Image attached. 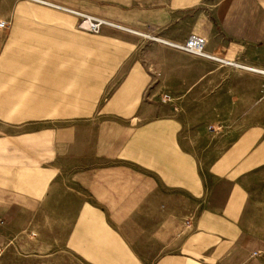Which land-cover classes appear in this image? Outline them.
Masks as SVG:
<instances>
[{"label":"crops","instance_id":"crops-1","mask_svg":"<svg viewBox=\"0 0 264 264\" xmlns=\"http://www.w3.org/2000/svg\"><path fill=\"white\" fill-rule=\"evenodd\" d=\"M38 1L128 31L85 33L64 11L0 0L8 264H264V135L204 119L240 114L244 81L264 76L139 35L199 37L264 70V0Z\"/></svg>","mask_w":264,"mask_h":264},{"label":"rangeland","instance_id":"rangeland-1","mask_svg":"<svg viewBox=\"0 0 264 264\" xmlns=\"http://www.w3.org/2000/svg\"><path fill=\"white\" fill-rule=\"evenodd\" d=\"M1 42H3V37H0V43ZM207 51L214 54L210 50ZM177 57L182 59H193L185 55H179ZM220 58L226 59L224 57ZM3 59H5L4 47H0V60ZM175 59L177 58H174L172 61ZM262 61L263 63H261V65L264 67V57ZM155 75L158 82L162 81L163 87L165 76L164 69H158ZM243 86L245 92L240 95V99L237 101V111L241 112L240 114L233 116L204 117V119L206 122L213 120L221 131H231L238 138L246 134V130H249L248 133L250 135H264V79L256 78L254 82L244 81ZM161 100L163 102V96ZM257 126L263 129L262 132L252 131L254 129H259L256 128ZM0 264H8V247L4 243H0Z\"/></svg>","mask_w":264,"mask_h":264},{"label":"built area","instance_id":"built-area-1","mask_svg":"<svg viewBox=\"0 0 264 264\" xmlns=\"http://www.w3.org/2000/svg\"><path fill=\"white\" fill-rule=\"evenodd\" d=\"M29 1L39 2L41 4L53 7L57 10L64 11L68 14H71L77 17L78 19L77 28L80 31L85 32V33L98 34L101 31V29L104 27L123 29L122 27L118 25H115L113 23L107 22L103 19H99L97 17L91 16L86 13L64 9V8L53 6V5L44 3L42 1H38V0H29ZM5 27H6L5 22L0 21V30L5 29ZM123 30H126V29H123ZM129 32L135 33L133 31H129ZM139 35L148 41L155 42L163 47H166L178 53H182L188 56L210 61V62L216 63L218 65H221L227 68H231L234 70L250 72V73L264 76V70L262 69H254V68L245 67L233 61H229V60L220 58L218 56H215L214 54L207 51L205 41L199 37H190L183 43H172L161 37L154 36V35H148V34H139ZM164 100H167V98L163 97V101ZM190 225H191L190 222L185 223L186 227H189Z\"/></svg>","mask_w":264,"mask_h":264}]
</instances>
